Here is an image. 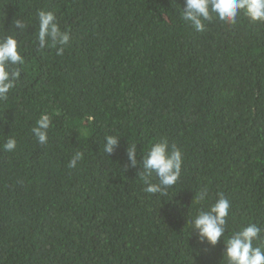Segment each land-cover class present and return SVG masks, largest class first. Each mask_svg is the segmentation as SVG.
Returning a JSON list of instances; mask_svg holds the SVG:
<instances>
[{"label":"trees","instance_id":"16d2710c","mask_svg":"<svg viewBox=\"0 0 264 264\" xmlns=\"http://www.w3.org/2000/svg\"><path fill=\"white\" fill-rule=\"evenodd\" d=\"M184 4L0 0V38L15 36L25 57L0 101V264H225L223 238L202 244L187 224L220 193L231 203L226 236L264 229V23L241 14L199 32ZM39 10L70 34L63 55L39 47ZM44 113L41 145L31 128ZM107 135L120 137L110 155ZM163 139L183 152L166 197L144 191L127 157L130 144L141 160Z\"/></svg>","mask_w":264,"mask_h":264},{"label":"clouds","instance_id":"9594fccd","mask_svg":"<svg viewBox=\"0 0 264 264\" xmlns=\"http://www.w3.org/2000/svg\"><path fill=\"white\" fill-rule=\"evenodd\" d=\"M241 14L252 22L264 23V0H185L182 19L190 22L196 31L203 32L205 21L218 19L226 25L233 26ZM37 16L39 47L44 49L51 46L57 49V55H63L65 47L70 42V34L60 28L54 12L39 10ZM27 27L23 20H14L15 29L22 31ZM24 64L25 57L21 52L20 41L13 35L0 38V101L8 99L10 91L16 86L22 74L18 66ZM51 127L52 120L44 113L36 120L31 133L39 144L45 145ZM119 138L107 135L102 145L103 153L107 155L114 153L119 145ZM16 148L17 140L10 136L3 149L11 152ZM127 157L131 167L139 166L138 177L143 182L146 193L166 197L168 190L175 186L181 177L183 152L175 144L170 145L167 139L152 143L141 160L137 159V145L130 144ZM83 159V152H75L68 167L76 168L78 162ZM207 197L208 190L204 188L196 194L194 200L199 204ZM230 209V201L223 193L218 194V199L207 209H197L195 215L188 217L187 224L191 228V233L195 232L200 243L206 242L213 247L223 238L225 264H264V245L255 243L261 240L260 234L264 229L255 223H248L230 236H226Z\"/></svg>","mask_w":264,"mask_h":264}]
</instances>
